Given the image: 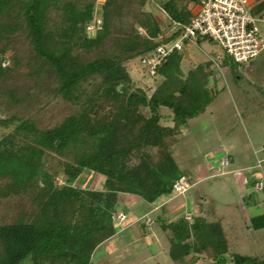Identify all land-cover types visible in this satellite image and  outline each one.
I'll return each mask as SVG.
<instances>
[{"label":"trees","instance_id":"trees-1","mask_svg":"<svg viewBox=\"0 0 264 264\" xmlns=\"http://www.w3.org/2000/svg\"><path fill=\"white\" fill-rule=\"evenodd\" d=\"M65 1L0 0V107H6L0 124L13 128L0 140V205L17 198L20 206L12 221L0 217V264H100L94 256L118 233L125 195L151 205L174 193L184 177L174 157L181 127L205 113L219 93L207 68L185 75L175 52L158 68L155 77L164 80L151 96L120 89L131 82L126 63L153 53L181 30L167 37L156 14L140 12L148 0H130L129 14L123 0H106L101 29L90 36L94 4L83 11ZM173 2L163 9L186 24L190 11ZM54 9L68 26H58ZM19 43L23 49H16ZM48 78L54 87L46 86ZM43 91L77 110L54 123L44 120ZM163 108L171 111L172 125L164 124ZM86 171L104 177L103 188L78 185ZM61 176L65 181L58 184ZM261 220L264 215L253 225L264 227ZM159 222L176 264L227 261L231 243L214 210ZM231 260L264 264V257L241 254Z\"/></svg>","mask_w":264,"mask_h":264},{"label":"rangeland","instance_id":"rangeland-1","mask_svg":"<svg viewBox=\"0 0 264 264\" xmlns=\"http://www.w3.org/2000/svg\"><path fill=\"white\" fill-rule=\"evenodd\" d=\"M67 1L79 5V9L83 11L88 4H94V19L88 25L87 32L88 35L95 36L98 29L96 25L102 22L101 15L106 0H66L65 2ZM129 1L123 0V4L127 3L124 5L125 14L130 13L129 9L128 11L126 9L131 5ZM167 1L169 0H148L146 6L140 8V12L144 10L143 12L156 14L161 26L167 30L166 34H170L173 29V19L163 9ZM173 1L178 9L183 10H188V7L194 3V0ZM252 1L261 4L259 7L252 4L251 13L264 33V0ZM60 13L61 11L57 9L53 10V17L59 22L58 26H68L65 15ZM115 29L116 27L113 28ZM139 30L145 33L143 28ZM21 43L16 49L19 47L23 49ZM26 47L32 52L29 45ZM175 53L182 56V69L185 75L199 66L207 68L209 74L213 75L210 86L218 89L219 93L205 113L181 127L180 142L175 147L174 157L184 175L182 178L188 181L190 186L188 191L183 194L165 195L161 201L170 200L168 211L179 207L180 215L188 211L194 214L198 207L216 212L218 220L227 230L231 243L227 261L222 264H237L231 260V254L263 258L264 227L258 228L257 224L253 225V220L264 215V50L244 64L236 63L218 42L210 39L198 45L183 43L181 49ZM12 54L13 50L8 56L11 58ZM216 61L221 65L220 68L216 66ZM126 66L131 75V82L123 83L120 89L130 93H137L143 89L151 96L155 88L164 80L161 76L155 78L149 76L142 66L141 57L126 63ZM46 84L54 87V78H48ZM42 102L48 104L47 114L42 112L39 116L53 123L78 108L76 105L66 103L60 96L56 97L54 92H44ZM144 111L148 115L146 108ZM5 112L6 107L1 106L0 118L6 117ZM162 112L166 116L164 124L172 125L171 111L163 108ZM24 115L29 114L25 111ZM12 129L0 124V140ZM224 158L230 160V164L226 167L222 166ZM64 181L62 176L57 180L58 184H63ZM103 182L104 177L86 171L77 184L85 188L100 189L103 188ZM256 183L263 185L256 186ZM261 186L263 189H260ZM249 196L257 200V207H250L247 200ZM132 200L122 201L121 210L134 214L140 205L134 204ZM18 205L17 198L4 200L0 205V217L12 221L20 211ZM125 206L129 208L126 209ZM162 214H165L164 217L170 222L174 221L175 217L167 215L166 211ZM152 217L156 218L157 213ZM117 221L120 233L99 248L94 256L97 263L176 264L170 254V240L164 231L157 229V225L153 226L154 230L157 229L156 237L153 235L141 237L140 231H136L137 226L127 228V219L124 223H120L117 217ZM151 221L154 222L152 219L147 220L149 226ZM258 223L264 224V220ZM250 224L252 228L248 229L247 225ZM160 231L162 232L159 233Z\"/></svg>","mask_w":264,"mask_h":264},{"label":"built area","instance_id":"built-area-1","mask_svg":"<svg viewBox=\"0 0 264 264\" xmlns=\"http://www.w3.org/2000/svg\"><path fill=\"white\" fill-rule=\"evenodd\" d=\"M200 8L186 24L173 20L170 37L179 30L181 33L166 44H161L151 54L142 57V66L146 73L155 77L158 68L174 52L181 49L183 43L198 45L210 39L218 42L227 54L238 64L248 63L264 50V33L251 13L252 0H199ZM102 22L96 25L101 29ZM97 29V30H98ZM220 56V55H219ZM218 56V57H219ZM218 68L221 65L216 61ZM5 66L8 62L4 63ZM228 159L223 164H228ZM262 183H257L256 186ZM188 181L182 178L174 185V193L183 194L189 189ZM263 186H261L260 189ZM187 220H192L190 213L185 214ZM118 220L123 223L125 214H118ZM152 225L154 222H150Z\"/></svg>","mask_w":264,"mask_h":264},{"label":"crops","instance_id":"crops-1","mask_svg":"<svg viewBox=\"0 0 264 264\" xmlns=\"http://www.w3.org/2000/svg\"><path fill=\"white\" fill-rule=\"evenodd\" d=\"M199 4H200L199 3V0H195L194 3H193V5L192 6L190 5L188 7L190 9V10L189 9L188 10L190 11L191 14L187 17V20H190L194 16V14L199 10V8H200V5ZM254 5H255V7H259L261 4L257 2ZM211 79H212V77H211ZM225 159H228V158H224L223 160H225ZM223 160H222V166L223 167H226V166H228L230 164V160L229 159H228V162H229L228 164H223ZM162 198H163V196L160 197L155 203H153L151 205H147L145 203V201L143 199H141L140 197H138V196H135V195H125L123 201H125V202L127 201L128 202V199H129V201L133 199L132 202L134 204L137 203V204L140 205L137 210L135 209L136 211L134 212V214L131 213V212H129V211H127L128 212L127 213V212L124 211V209H122V210L120 209V212H123L126 215V219H127V223H128L127 224V228L128 227H136L137 226L138 228H137L136 231H138V232L140 231L139 236L143 237V236H151V235H153V236L156 237V234H158V233H155V231L157 229H161L162 231H164L162 229L161 225H160V222H159V220H161V219H166L164 217L165 214H162V213H164L166 211V214L167 215H171V217H175L174 220H176L177 218H179L181 215L184 216L186 214V213H184V214H181L180 215L181 212L179 211V207H178V209L171 208V210L168 211L169 210V206H170L169 203L171 201L170 200L161 201ZM247 200H248V204L250 205V207L256 206L258 204L257 203V200H255V199L253 200L252 197H250V196L248 197ZM125 208L127 209L129 207L125 206ZM168 212H169V214H168ZM154 213H157V217L156 218H153L152 217V215ZM187 213H190L193 217H196V216H206L207 215V211L204 210L203 208H199V207H198L196 213L193 214L190 211H188ZM214 213H215L216 218H217V214H216L215 211H214ZM255 216H257V215H255ZM148 219L154 220V222H155L154 225L152 224V226L151 225L149 226L147 224V220ZM217 220H218V218H217ZM155 225L158 226L156 230H154V227H153ZM251 225L252 224L247 225L248 226V229L252 228ZM224 228H225V226H224ZM225 230H226V228H225ZM162 231H160L159 233H161ZM119 233L120 232L118 231L117 234H119ZM164 233H165V231H164ZM117 234L113 238L107 240V242L110 241V240H112V239H114L117 236ZM229 242H230V239H229ZM208 261H211L210 263L213 262L212 259H209L208 258V260H203V261L200 260L198 263H201V264H210V263H208Z\"/></svg>","mask_w":264,"mask_h":264}]
</instances>
